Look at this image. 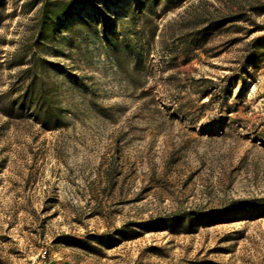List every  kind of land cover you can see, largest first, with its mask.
Instances as JSON below:
<instances>
[{
  "label": "rangeland",
  "instance_id": "374dc122",
  "mask_svg": "<svg viewBox=\"0 0 264 264\" xmlns=\"http://www.w3.org/2000/svg\"><path fill=\"white\" fill-rule=\"evenodd\" d=\"M52 1L0 0V264H264V0Z\"/></svg>",
  "mask_w": 264,
  "mask_h": 264
},
{
  "label": "trees",
  "instance_id": "16d2710c",
  "mask_svg": "<svg viewBox=\"0 0 264 264\" xmlns=\"http://www.w3.org/2000/svg\"><path fill=\"white\" fill-rule=\"evenodd\" d=\"M49 6H50V8H49ZM43 10H44L43 16L45 19L49 18L52 13H56V14L57 13L58 14L59 13H65L66 15H68V12H67L65 6L61 3L60 0H53L51 3H49V5H48V3H47V5L45 3V5L43 6ZM32 95H33L32 88L29 85L26 88L23 97L25 99H30V96H32ZM41 96H43V95L41 94Z\"/></svg>",
  "mask_w": 264,
  "mask_h": 264
}]
</instances>
